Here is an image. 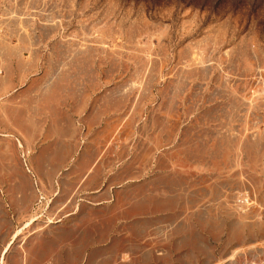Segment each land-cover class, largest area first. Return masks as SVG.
<instances>
[{"label":"rangeland","instance_id":"rangeland-1","mask_svg":"<svg viewBox=\"0 0 264 264\" xmlns=\"http://www.w3.org/2000/svg\"><path fill=\"white\" fill-rule=\"evenodd\" d=\"M250 262L264 0H0V264Z\"/></svg>","mask_w":264,"mask_h":264},{"label":"built area","instance_id":"built-area-1","mask_svg":"<svg viewBox=\"0 0 264 264\" xmlns=\"http://www.w3.org/2000/svg\"><path fill=\"white\" fill-rule=\"evenodd\" d=\"M247 264H258V263L250 262V263H247Z\"/></svg>","mask_w":264,"mask_h":264},{"label":"crops","instance_id":"crops-1","mask_svg":"<svg viewBox=\"0 0 264 264\" xmlns=\"http://www.w3.org/2000/svg\"><path fill=\"white\" fill-rule=\"evenodd\" d=\"M32 257V256H31ZM33 258V257H32ZM29 260H27V262H28ZM30 261H32V259H30Z\"/></svg>","mask_w":264,"mask_h":264}]
</instances>
